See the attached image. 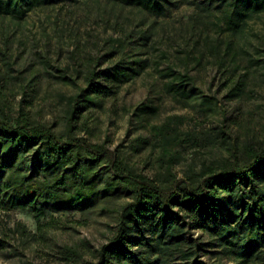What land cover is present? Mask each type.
Masks as SVG:
<instances>
[{
	"label": "rangeland",
	"instance_id": "obj_1",
	"mask_svg": "<svg viewBox=\"0 0 264 264\" xmlns=\"http://www.w3.org/2000/svg\"><path fill=\"white\" fill-rule=\"evenodd\" d=\"M168 1L159 14L116 0H59L19 17L1 14L0 112L9 118L22 110L63 133L68 98L85 86L88 72L117 66L126 75L95 78L107 89L81 106L76 133L118 147L149 178L164 179L161 150L150 146L132 153L128 144L151 137V125L168 115L185 116L176 126L180 138L169 135L168 144L178 154L171 172L179 180L195 179L204 165L230 158L232 142L239 152L264 147V11L251 13L232 32L219 1ZM170 69L192 82L169 90ZM139 104L155 107L154 114L134 116ZM151 142L157 144L154 137ZM115 219V212L100 214L97 207L39 220L28 208L0 209V264L96 261ZM192 232L210 240L204 231ZM203 248L199 259L208 264H264V234L250 256L242 255L241 243L222 253Z\"/></svg>",
	"mask_w": 264,
	"mask_h": 264
},
{
	"label": "trees",
	"instance_id": "obj_2",
	"mask_svg": "<svg viewBox=\"0 0 264 264\" xmlns=\"http://www.w3.org/2000/svg\"><path fill=\"white\" fill-rule=\"evenodd\" d=\"M57 1L0 0V15L19 17L36 5ZM116 1L157 14L169 3ZM216 1L225 4L224 24L232 32L251 13L264 11V0ZM122 75L125 71L117 66L89 71L85 86L68 98L63 133L30 120L22 110L9 118L0 112V209L28 208L35 220L51 217L53 212H85L96 207L100 214L115 212L111 237L97 250L96 261L84 264H208L199 259L203 247H219L212 252L222 253L236 243L243 245V256L253 255L264 234V147L248 146L239 152L232 142L230 158L218 166L204 165L195 179L179 180L171 172L178 154L168 144L169 135L180 138L176 126L185 116L168 115L160 124L151 125L157 144L141 136L128 144L132 153L150 146L161 150L158 162L164 179L149 178L118 147L110 149L76 133L81 106L90 102L91 95L107 89L95 78ZM165 77H169V90L192 82L188 75L172 69ZM155 109L139 104L133 115L154 114ZM193 229L206 232L210 240L194 236Z\"/></svg>",
	"mask_w": 264,
	"mask_h": 264
}]
</instances>
